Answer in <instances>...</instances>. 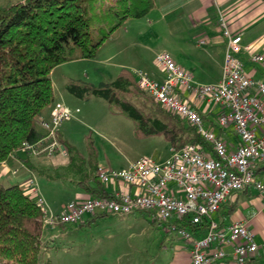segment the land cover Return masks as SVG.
I'll list each match as a JSON object with an SVG mask.
<instances>
[{"label":"trees","instance_id":"16d2710c","mask_svg":"<svg viewBox=\"0 0 264 264\" xmlns=\"http://www.w3.org/2000/svg\"><path fill=\"white\" fill-rule=\"evenodd\" d=\"M155 8L156 0H16L0 4V163L23 151L25 142L35 143L46 136L40 116L55 99L52 70L68 61L93 58L126 20L144 17ZM94 36H98L96 41ZM66 88L82 100L102 98L110 113L132 121L138 139L159 136L173 150L191 144L212 150L195 126L141 89L137 76L128 68H122L113 81L99 84L70 78ZM57 138L69 158L66 169L78 176L77 186L90 197H114L100 180L99 152L93 139L86 138L85 156L60 131ZM47 177L64 176L55 173ZM45 215L20 184L0 181V264H39ZM106 215L96 214L76 225ZM166 224L175 225L178 231L207 227L194 225L188 218ZM58 226L62 231L71 227Z\"/></svg>","mask_w":264,"mask_h":264},{"label":"built area","instance_id":"2783aa9c","mask_svg":"<svg viewBox=\"0 0 264 264\" xmlns=\"http://www.w3.org/2000/svg\"><path fill=\"white\" fill-rule=\"evenodd\" d=\"M219 25L227 39V50L218 83L195 82L192 73L179 66L166 51L156 57L165 72L164 80H156L146 71L134 70L139 87L158 104L195 126L212 145V150L191 144L172 149L165 161L142 156L126 169L105 171L100 168V180L105 184L123 182L137 191L118 190L112 198L72 201L59 213L46 208V201L32 176L25 182L26 194L44 209L45 227L76 225L96 214L145 211L152 220L162 224L182 218H188L197 226L207 224L205 234L193 240L190 264H214L225 259L229 250L238 264L264 253V243L256 241L255 230L247 222L236 221L222 227L215 219L222 203L233 192L253 187L264 196V181L255 172L256 165L264 161V80L248 75L240 57L247 52L252 62L264 65V54L252 53L251 46L244 43V32H232L222 13ZM185 93L221 105L223 112L217 123L220 128L232 126L240 142L236 150L230 151L225 141L208 128L199 112L181 97ZM72 116L69 107L55 103L50 119L41 122L46 136L35 143L25 142L23 150L34 156L66 155L57 132ZM179 232L191 238L187 229Z\"/></svg>","mask_w":264,"mask_h":264},{"label":"rangeland","instance_id":"374dc122","mask_svg":"<svg viewBox=\"0 0 264 264\" xmlns=\"http://www.w3.org/2000/svg\"><path fill=\"white\" fill-rule=\"evenodd\" d=\"M14 1L0 0V4ZM175 14L163 18L158 4L146 16L126 20L93 58L62 63L51 72L56 90L55 103L66 105L73 112V116L61 127L64 138L88 155L86 138L90 136L105 171H111L110 167L126 169L131 160L140 156L165 161L171 153V146L159 136L136 138L132 121L111 114L100 97H92L90 100L76 97L67 90L66 83L70 78L93 84L113 81L120 64L130 65L128 69L133 73L135 68L150 74L161 68L156 60L159 53L168 51L176 53L178 57L185 56L174 34ZM97 39L98 36H94L93 41ZM114 53L112 59L106 60ZM49 109L47 107L45 110L48 112ZM23 151L19 152L20 155L24 154ZM22 169L26 168L20 165V169L12 172L19 174ZM57 173L66 179L78 178L66 168ZM31 176L36 179L40 195L46 201V208L54 213H59L68 203L81 199L77 193L83 190L74 182L64 178L50 179L39 173H30L20 184L25 193V182ZM0 181L10 185L15 184L16 180L3 177ZM152 221L150 216L142 212H132L108 214L83 226L71 225L66 231H62L60 226L53 227L52 231L45 227L44 235L48 239H42L39 264H165L163 258L170 255L172 250L171 238H181L183 235L172 229L167 232L166 224H155Z\"/></svg>","mask_w":264,"mask_h":264},{"label":"crops","instance_id":"0c3cea01","mask_svg":"<svg viewBox=\"0 0 264 264\" xmlns=\"http://www.w3.org/2000/svg\"><path fill=\"white\" fill-rule=\"evenodd\" d=\"M158 4L160 5L163 18H167V16L176 13L173 19L176 26L174 34L185 56L178 57L176 53L167 52L179 66L191 72L195 82L199 84H216L222 77L227 50V39L222 34L219 25L220 13L227 19L232 32H244V43L251 46L252 53L264 54V0H156V6H158ZM202 41H204V43H202ZM114 56L115 53L106 60H110ZM240 57L243 60L244 69L248 75L254 79L264 80V65L252 62L247 52L240 54ZM124 67L130 68V65L120 64L119 71ZM133 70L136 69L133 68ZM150 75L159 81L164 80L166 76L162 68L158 71H152ZM55 92L54 86V93ZM181 97L199 112L204 118L208 128L213 130L225 141L230 151H234L239 147V138L232 126L226 128H220L218 126V118L223 112L221 105L198 99L188 93L181 94ZM55 102H57L56 97L54 102L48 106V108H50L48 112L45 110L46 107L40 116V127L42 130L44 129L41 126V122L50 119ZM78 109L79 108L76 110ZM60 133L64 137L62 128L60 129ZM19 152L12 153L5 163H0V180L3 177L14 178V180H16L15 183L21 184L29 177L30 173H39L47 176L54 175L57 171L61 172V170L67 168L69 164L67 155L55 154L48 157L46 155H29L25 151H23V155H20ZM84 155L87 156V154ZM170 156L171 153L169 157ZM25 159L28 160L26 161ZM132 162L131 160L130 164ZM20 165L25 166L26 169H22L19 174L12 172L15 169H20ZM99 168H103L100 158ZM110 168L111 170H119L113 169L114 167ZM255 172L257 177L264 181V161L256 165ZM62 178H64V180L66 179L65 176ZM55 180L62 179L58 178ZM66 180L77 184V179L73 180L71 178ZM106 185L107 189L113 193L118 190H124L130 193L137 191L134 186L123 182H115ZM62 187L64 186L62 185ZM77 196L81 198L80 200L90 197L85 191L78 192ZM215 219L222 227H228L236 221H245L255 230L256 241L259 244L264 243V196L253 187H247L243 190L231 193L227 200L222 203L219 211L215 215ZM174 226L175 225H167L165 231L168 232L170 229L176 230ZM50 230L52 231L54 228H50ZM187 230L190 232L191 238L185 236L181 238H171V243L173 244L171 247L172 250L170 251V255L163 258V260L165 259V264L191 263L193 240L203 236L206 230ZM44 237H46V235L43 236V239ZM46 239H48V237H46ZM214 264L238 263L232 257L229 250V254L225 259ZM244 264H264V253L260 252L251 257Z\"/></svg>","mask_w":264,"mask_h":264}]
</instances>
